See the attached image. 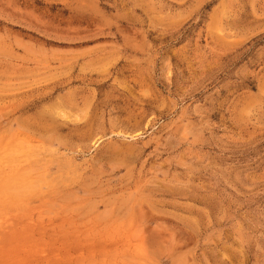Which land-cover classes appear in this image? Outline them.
Instances as JSON below:
<instances>
[{
  "label": "rangeland",
  "instance_id": "rangeland-1",
  "mask_svg": "<svg viewBox=\"0 0 264 264\" xmlns=\"http://www.w3.org/2000/svg\"><path fill=\"white\" fill-rule=\"evenodd\" d=\"M0 264H264V0H0Z\"/></svg>",
  "mask_w": 264,
  "mask_h": 264
}]
</instances>
